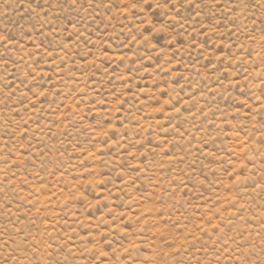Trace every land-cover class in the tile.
Masks as SVG:
<instances>
[{"label": "rangeland", "instance_id": "rangeland-1", "mask_svg": "<svg viewBox=\"0 0 264 264\" xmlns=\"http://www.w3.org/2000/svg\"><path fill=\"white\" fill-rule=\"evenodd\" d=\"M0 264H264V0H0Z\"/></svg>", "mask_w": 264, "mask_h": 264}, {"label": "snow or ice", "instance_id": "snow-or-ice-1", "mask_svg": "<svg viewBox=\"0 0 264 264\" xmlns=\"http://www.w3.org/2000/svg\"><path fill=\"white\" fill-rule=\"evenodd\" d=\"M144 2H147V0H144ZM159 6V5H158Z\"/></svg>", "mask_w": 264, "mask_h": 264}]
</instances>
